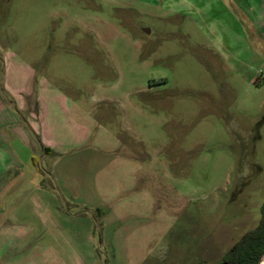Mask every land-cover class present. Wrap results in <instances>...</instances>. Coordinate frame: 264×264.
I'll return each instance as SVG.
<instances>
[{
	"label": "rangeland",
	"instance_id": "374dc122",
	"mask_svg": "<svg viewBox=\"0 0 264 264\" xmlns=\"http://www.w3.org/2000/svg\"><path fill=\"white\" fill-rule=\"evenodd\" d=\"M191 1L0 0V264H221L258 224L264 19Z\"/></svg>",
	"mask_w": 264,
	"mask_h": 264
},
{
	"label": "crops",
	"instance_id": "0c3cea01",
	"mask_svg": "<svg viewBox=\"0 0 264 264\" xmlns=\"http://www.w3.org/2000/svg\"><path fill=\"white\" fill-rule=\"evenodd\" d=\"M179 1L180 2H177L179 6L182 5V8L195 11L198 14L197 16L200 24L202 21L201 19L203 17V13L209 8L207 3L197 6L191 0ZM223 2L226 3V5L230 8V12H234L235 14H237V16H239V11L243 17L249 19L251 18L252 21L255 16L264 19V0H223ZM256 2L258 3V9L260 8L261 12L257 13ZM171 9L172 11L178 10L177 7L173 5H171ZM251 20L250 22H252ZM4 66L6 67H4V71L1 76L2 84L4 85L6 90L11 93L12 96H14L19 106L21 107L20 103H24L23 98L26 95V90H14L11 88L9 83L11 77L7 73L8 67L6 64ZM27 71H30V69H28ZM15 118L16 117L14 113L9 111V109L5 107L0 97V200L3 199V196L5 194H8L10 192L15 182V176L10 172L11 168L14 167L12 155L10 154V148L15 144V142H18V144H25V142H29V133L21 128L20 123ZM21 176L22 175L19 174L18 177ZM2 221L1 223L4 222ZM4 233L6 235L4 236V238H6L7 240H9L10 238L11 241L14 240V236L12 234H10L9 236V231H6Z\"/></svg>",
	"mask_w": 264,
	"mask_h": 264
},
{
	"label": "trees",
	"instance_id": "16d2710c",
	"mask_svg": "<svg viewBox=\"0 0 264 264\" xmlns=\"http://www.w3.org/2000/svg\"><path fill=\"white\" fill-rule=\"evenodd\" d=\"M264 256V201L258 224L225 253L221 264H259ZM264 264V261L261 263Z\"/></svg>",
	"mask_w": 264,
	"mask_h": 264
},
{
	"label": "built area",
	"instance_id": "2783aa9c",
	"mask_svg": "<svg viewBox=\"0 0 264 264\" xmlns=\"http://www.w3.org/2000/svg\"><path fill=\"white\" fill-rule=\"evenodd\" d=\"M260 79H264V72H259Z\"/></svg>",
	"mask_w": 264,
	"mask_h": 264
},
{
	"label": "bare ground",
	"instance_id": "6f19581e",
	"mask_svg": "<svg viewBox=\"0 0 264 264\" xmlns=\"http://www.w3.org/2000/svg\"><path fill=\"white\" fill-rule=\"evenodd\" d=\"M263 261H264V259H262L259 264H261Z\"/></svg>",
	"mask_w": 264,
	"mask_h": 264
},
{
	"label": "water",
	"instance_id": "95a60500",
	"mask_svg": "<svg viewBox=\"0 0 264 264\" xmlns=\"http://www.w3.org/2000/svg\"><path fill=\"white\" fill-rule=\"evenodd\" d=\"M262 259H264V256H263V258Z\"/></svg>",
	"mask_w": 264,
	"mask_h": 264
}]
</instances>
